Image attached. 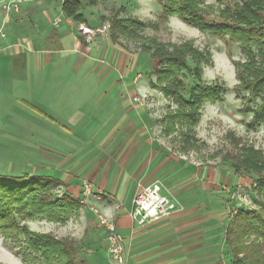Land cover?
<instances>
[{
    "label": "rangeland",
    "instance_id": "374dc122",
    "mask_svg": "<svg viewBox=\"0 0 264 264\" xmlns=\"http://www.w3.org/2000/svg\"><path fill=\"white\" fill-rule=\"evenodd\" d=\"M27 1L7 19L0 14L6 35L0 38L8 39L0 44V174L51 176L57 182L39 196L69 195L79 207L56 211V220L16 214L18 225L74 240L88 264H118L109 254L108 224L122 238L124 264H143L153 252L159 264H231L228 224L264 202L257 187L264 171L241 167L255 152L264 157V123L254 120L264 94L245 88L250 58L242 44L169 14L165 0H78L85 23L66 13L64 3L72 0ZM248 1L201 0L198 7L207 25L233 23ZM153 44L168 52L189 44L202 54L199 62L185 52L188 68L163 83L182 81L187 98L196 85L219 89L218 99L199 106L194 124L171 126L170 118L189 108L162 91L163 64L144 47L155 51ZM155 182L174 208L117 230L120 214L130 219L139 186ZM163 220L162 236L141 243L140 232ZM20 239L22 245L0 234V264H46L41 256L23 261Z\"/></svg>",
    "mask_w": 264,
    "mask_h": 264
},
{
    "label": "trees",
    "instance_id": "16d2710c",
    "mask_svg": "<svg viewBox=\"0 0 264 264\" xmlns=\"http://www.w3.org/2000/svg\"><path fill=\"white\" fill-rule=\"evenodd\" d=\"M201 0H165L164 8L172 15H177L183 20L209 30L218 37L229 36L240 42L243 49L250 58V63L245 65V69L250 75L246 80L245 88L253 96L264 94V69H259L255 64V55L252 48L257 50L259 57L264 62V0H250L239 8L233 23L226 21L215 25H207L200 15L199 3ZM64 9L69 16H73L80 22L86 21L82 15L77 14L82 5L78 0L64 3ZM119 21L113 20L112 26L118 27ZM141 24V23H140ZM119 27H122L120 24ZM125 32V28H123ZM152 51L149 45H144L154 59H159L163 64L158 70V81L162 91L170 97H174L178 102L189 108L188 110L177 112L170 118L172 122L184 120L194 124L198 120L197 110L205 101H214L219 97V89L213 87L198 86L191 88L190 97L184 94L185 84L178 81L177 84L163 86L171 78L188 68V61L184 58L185 52H191L193 59L199 62L203 59L201 53L185 44L179 48V52H168L167 47L160 44ZM195 76L199 77L200 68H195ZM158 85V84H157ZM159 86V85H158ZM35 109V108H34ZM40 112L39 110H37ZM255 123H264V96L263 104L254 110ZM45 117H50L45 115ZM52 120V118H50ZM54 120V119H53ZM254 161L251 159L244 162L242 169L245 173L254 172L260 174L264 171V157L261 152L254 153ZM252 158V157H251ZM57 182L51 176H22L1 175L0 174V234L5 239L14 240L22 245L20 237H24L23 261L35 256L43 257L46 264H88L84 257L83 246L78 245L74 240L58 239L50 234L34 233L25 227H20L17 223L16 214L28 218L46 216L51 220H56L55 212L61 214L68 213L79 207V203L69 195L60 200H52L50 195L40 197L39 192H45L48 185ZM258 190L264 191V175L258 179ZM260 211H241L232 223L226 228V244L231 249L233 258L231 264H264V202L259 201Z\"/></svg>",
    "mask_w": 264,
    "mask_h": 264
},
{
    "label": "built area",
    "instance_id": "2783aa9c",
    "mask_svg": "<svg viewBox=\"0 0 264 264\" xmlns=\"http://www.w3.org/2000/svg\"><path fill=\"white\" fill-rule=\"evenodd\" d=\"M22 0H0V9L7 19L13 12L19 11ZM85 31L91 32L90 28L84 27ZM108 29H98L97 32H105ZM0 35L5 37L3 26H0ZM174 208L167 197L162 194V187L158 183L140 185L132 201L130 210V219L134 223L143 224L148 220H158L168 215ZM109 230V254L118 264H124L125 256L123 254L122 238L118 235L114 224H108Z\"/></svg>",
    "mask_w": 264,
    "mask_h": 264
},
{
    "label": "crops",
    "instance_id": "0c3cea01",
    "mask_svg": "<svg viewBox=\"0 0 264 264\" xmlns=\"http://www.w3.org/2000/svg\"><path fill=\"white\" fill-rule=\"evenodd\" d=\"M27 3L31 4V0H28ZM0 14H1V17H2V15H4V14H2V12H0ZM2 20H3V18L0 19L1 22H2ZM70 35H71V33L69 32V33L62 34L59 37H60V39H65V38L69 37ZM13 39H14V37H9V41L13 40ZM7 40L8 39L0 38V44L1 43H7ZM0 85H1V83H0ZM166 220H169V219H166ZM166 220H163L164 222L162 221L161 223H159L157 225L158 229H156V230H153V229L152 230H145V229H143L142 232H140V237H143V240H141L140 242L141 243H146V241L154 239V237L162 236V232L163 231L160 228H163L164 225L167 224L168 221H166ZM121 223L122 224L127 223V224L132 225L131 220L129 219V217L127 215H123L122 216V214L119 215L117 230H119V227H120ZM128 232H129L130 236L132 237V239H133V237H137V236L133 235L135 230L131 229ZM158 254H159L158 252H153L150 255H147L145 257L143 256V264H159L156 259H152V258H157L159 256ZM169 264H174V263H169ZM176 264H178V263L176 262Z\"/></svg>",
    "mask_w": 264,
    "mask_h": 264
}]
</instances>
